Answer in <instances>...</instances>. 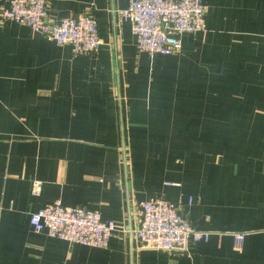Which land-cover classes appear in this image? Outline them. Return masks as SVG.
Instances as JSON below:
<instances>
[{
    "label": "crops",
    "instance_id": "obj_1",
    "mask_svg": "<svg viewBox=\"0 0 264 264\" xmlns=\"http://www.w3.org/2000/svg\"><path fill=\"white\" fill-rule=\"evenodd\" d=\"M204 3L205 29L173 56L139 49L129 0H50L54 21L96 17L92 54L0 21V264H264V0ZM157 197L210 240L143 247L133 231ZM54 202L117 222L109 247L36 232Z\"/></svg>",
    "mask_w": 264,
    "mask_h": 264
},
{
    "label": "built area",
    "instance_id": "obj_2",
    "mask_svg": "<svg viewBox=\"0 0 264 264\" xmlns=\"http://www.w3.org/2000/svg\"><path fill=\"white\" fill-rule=\"evenodd\" d=\"M50 0H9L0 3L2 24L15 22L28 26L58 45L70 44L76 54L97 53L102 40L98 21L86 11L78 18L54 21L49 14ZM208 8L204 0H129L122 16L131 23L139 49L154 56L177 55L182 50L181 36L205 29ZM41 192V183L34 182L33 193ZM36 232H46L70 244L107 249L118 230L117 222L103 220L99 210L84 206L47 204L31 215ZM145 248L169 253H189L191 244L208 242L211 232L196 230L180 213V207L162 198L142 204L141 218L133 231ZM237 250L243 247L246 233L233 234Z\"/></svg>",
    "mask_w": 264,
    "mask_h": 264
},
{
    "label": "rangeland",
    "instance_id": "obj_3",
    "mask_svg": "<svg viewBox=\"0 0 264 264\" xmlns=\"http://www.w3.org/2000/svg\"><path fill=\"white\" fill-rule=\"evenodd\" d=\"M65 206V205H64Z\"/></svg>",
    "mask_w": 264,
    "mask_h": 264
}]
</instances>
